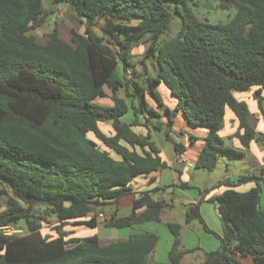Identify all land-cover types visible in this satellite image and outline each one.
<instances>
[{
  "label": "trees",
  "instance_id": "1",
  "mask_svg": "<svg viewBox=\"0 0 264 264\" xmlns=\"http://www.w3.org/2000/svg\"><path fill=\"white\" fill-rule=\"evenodd\" d=\"M48 1L73 10L85 32L72 30L67 42L55 25L40 42L33 33L48 18L45 0H0V195L7 204L0 212V229L21 222L28 227L21 236L6 237L0 231V264H151L159 242L155 233L102 247L98 235L44 236L42 223L51 216L60 225L57 231L71 222L96 229L98 212L132 194L133 180L166 166L152 131V127L162 131L153 123L159 115L147 100L149 94L163 105L160 85L175 98V113L181 112L190 125L209 130L196 169L213 172L221 156L245 158L253 142H263L264 133L253 128L247 104L235 93L260 88L254 98L262 110L264 0ZM169 2L175 3L182 29L161 46L173 19ZM206 2L236 12L224 24L203 22L192 6ZM147 37L150 46L141 64L148 72L146 60L154 58L158 72L155 77L140 74L142 85L135 78L128 80L126 73L134 68L132 51ZM120 91L124 97L118 96ZM106 93L112 94V106L94 104ZM227 109L239 121L232 138L240 141L241 149L227 147L219 135ZM129 113L135 119L132 123L123 121ZM103 123L111 125L112 134L103 132ZM139 127L146 135L134 130ZM184 149L176 144L177 154ZM260 180L245 175L213 188L227 187L211 200L224 225L222 237L205 224L201 204L209 190H199L200 201L188 208L186 223L199 222L222 243L221 250L206 254L203 264H240L238 255L264 264ZM249 183L256 187L236 191ZM156 191L140 193L131 215L111 217L104 227L160 223L167 204L154 199ZM167 227L173 244L166 264H181L194 250H181L180 224Z\"/></svg>",
  "mask_w": 264,
  "mask_h": 264
},
{
  "label": "crops",
  "instance_id": "2",
  "mask_svg": "<svg viewBox=\"0 0 264 264\" xmlns=\"http://www.w3.org/2000/svg\"><path fill=\"white\" fill-rule=\"evenodd\" d=\"M55 7L58 9L61 8V6ZM82 23L84 24L83 21ZM60 35L62 36L61 30ZM65 40L67 42L70 41L69 39ZM136 50L138 51L137 53ZM145 52L146 50L142 45L134 48L132 51V61L134 68L129 69L128 71L134 70V72L138 73L139 76L140 74L142 75V67H137L136 62H142ZM146 65L148 67L147 60ZM148 73L149 72H146L145 75ZM145 75L143 73V76ZM138 80L135 79V81L139 82ZM159 88H162V85H160L158 89ZM259 89L260 88L256 87L243 94L235 93V98L238 101L247 104L251 114L250 122L253 128L258 133H264V100L261 110L258 101L254 98L255 92L259 91ZM122 94L125 96L124 91L118 92L119 97H124ZM164 94L169 99V102L175 111V98L165 86ZM261 97L264 98V89H262ZM106 98H108L107 103L109 106H112V94H107ZM148 104L150 107L155 108L158 112L159 118L157 121L161 128L164 126L163 124L170 122V126L167 127V130H165L168 138L173 139V135L175 133L182 134L184 139L183 144H176H182L185 149L181 154L174 152V154L167 157L164 146H161L158 142L161 151L160 156L166 166L164 168L160 167L157 171L148 176H141L133 180V182L130 184L132 194L120 198L114 204L99 211L98 214H103L104 212L107 214L108 218L114 217L115 219L128 217L131 215L133 202L140 193L157 190L154 193V199L163 201L167 204V207L162 211L161 222H147L141 225H136L130 229L109 228V234L103 237V235H100V232L103 231L101 227L104 226L105 222L97 217L99 225L96 229H93V231H96L94 232V235L99 236V243L102 247H107L112 243L128 241V239L133 235L155 233L159 236V242L151 256V264H166L168 263V253L173 244V236L171 235L167 225L170 223H177L181 225V250H194V252L188 253L183 257L181 264H203L206 254L221 250L222 243L219 238L207 233L199 222L193 221L192 223L187 224L186 213L190 206L196 205L200 201L201 194L199 190H209V193L205 195V199L201 204V214L207 227L216 235L222 237L224 225L218 213L216 203H213L211 200L224 193V191L227 189L226 187L213 189V187L211 189L205 188L201 190L197 186L191 184V177L194 174V169H196L195 164L205 145V140L209 134V130L200 129L201 127L196 129L186 121L184 115L181 112L178 113V117L172 121L167 116V111L169 110L164 109V103L162 106H158L157 104V106H155L152 104V101H148ZM134 120L135 119L133 118L132 113H129L126 116L125 122L132 123ZM100 128L105 134H112V128L109 123L101 124ZM134 130L142 135H146L147 133V131L142 127L134 128ZM238 130L239 121L237 117L230 109H227L223 129L219 135L224 141L225 138L229 139L230 144L232 142V148L235 149L242 148L240 141L236 138H232V136H234ZM160 133H162V131ZM246 158L252 168L255 170H262V168H264V140L261 143L253 142L249 148V153ZM237 178H235V180ZM228 181L232 180L228 179ZM236 191L241 193L248 192L240 191L237 188ZM260 209L264 213V204H262V201H260ZM160 230H163V233H160ZM204 241L208 242V245H205L203 243ZM236 259L240 262V264H254V260L251 256L238 255Z\"/></svg>",
  "mask_w": 264,
  "mask_h": 264
},
{
  "label": "rangeland",
  "instance_id": "3",
  "mask_svg": "<svg viewBox=\"0 0 264 264\" xmlns=\"http://www.w3.org/2000/svg\"><path fill=\"white\" fill-rule=\"evenodd\" d=\"M210 4L212 5L211 9L204 8L201 5L200 7L192 6V10L194 14L198 17V19H200L203 22H207L213 25L220 24V23L224 24V23H227L236 12L235 8L226 9L224 5L222 4L219 5L218 3H215V2L210 3ZM44 6L49 14L46 20V23L38 31H35L33 33L40 42H44L46 40L47 35L50 33L51 29L55 25L58 26L60 30L62 31V37L64 39H69V37L71 36L72 30H76L80 34H83L85 32V25L82 23V20H79L77 15L70 8L61 7L60 9H58L57 7L51 6L48 0H45ZM167 6L173 13V19L170 24V28L168 32L165 35H163L161 38V46L167 43L168 41H170L171 39L176 38L180 34L181 29H182V21H181L180 16L176 13L175 3L169 2L167 3ZM98 33L101 35L99 31ZM141 45L144 47L145 50H147L150 46L149 38L147 37ZM138 51L136 50V53ZM147 63L149 67L148 74L151 76L157 75V68H156L155 60L153 58H150L147 60ZM136 65L137 67H142L143 72H145L144 65L141 64L140 61L139 62L137 61ZM138 76L139 74L134 73V70L127 71V79L129 78L128 80L134 79V78L137 80L139 79L138 81L140 82V84L145 85L143 78H138ZM158 93L160 94V97L163 103L165 104L164 109L169 110L171 120L172 121L175 120L178 117V113H175L174 109L172 108L173 106H171L169 102V99L165 96L163 85H162V88L158 89ZM239 94H243V93H239ZM122 96H124V94H122ZM147 100L152 101V104L157 106L149 94H147ZM107 101H108V98H99L96 101H94V104L101 105V106H109ZM123 121H126V117L123 118ZM153 123L154 124L158 123L157 119H153ZM169 124L170 122L163 124L164 125L162 126L163 130H162V133H160L164 139L163 146H164V150H165L167 157H169L170 155L174 154V152H176L175 151L176 143L183 144L184 142L182 134L175 133L173 135V139L167 137L165 130H167V127L170 126ZM195 128L198 129L200 127H195ZM200 129H206V128H200ZM225 143H226V146L230 148L233 147L232 142L230 144L229 139L225 138ZM246 157L245 158H229L227 156H221L218 160L217 168L213 172H206L203 170L194 169L193 171L194 174L191 177V184L194 186H197L201 190L205 188L211 189L217 186L218 184H220L221 182L227 181L228 179L234 181L235 178L245 176V175L257 176L262 179L260 180L261 188H262L261 201H262V204H264V168H262V170H255L254 168L251 167ZM254 187H256L254 183H249L246 185H241L237 187V189H239L240 191H250L251 188H254ZM6 208H7L6 197L3 195H0V212L5 210ZM37 210L40 212L44 211L43 208H38ZM103 217L104 218L102 220L104 222L109 219L107 214L104 212H103ZM19 226L24 230H28V227L26 223L24 222H21ZM59 226L60 225L56 222V219L49 216L48 221L42 223L41 232L44 236L51 237V238L58 237V232L74 233V235L72 236L70 235L69 238L90 237L94 235V232H96V231H93V229L88 228L86 226H76L75 223L73 222L69 223V225L66 226L64 229H62L61 231H57V229H59ZM101 228L103 229V231L100 232V235H103V237H105V235L107 236V234H109L108 232L109 228H105L104 226ZM160 233H163V230H160ZM203 243L205 245H208V242L206 241H204Z\"/></svg>",
  "mask_w": 264,
  "mask_h": 264
},
{
  "label": "built area",
  "instance_id": "4",
  "mask_svg": "<svg viewBox=\"0 0 264 264\" xmlns=\"http://www.w3.org/2000/svg\"><path fill=\"white\" fill-rule=\"evenodd\" d=\"M98 217L100 219H103V214H99ZM1 233L6 236V237H10V236H21L25 234V230L22 229L19 225H10V226H6L0 229Z\"/></svg>",
  "mask_w": 264,
  "mask_h": 264
},
{
  "label": "water",
  "instance_id": "5",
  "mask_svg": "<svg viewBox=\"0 0 264 264\" xmlns=\"http://www.w3.org/2000/svg\"><path fill=\"white\" fill-rule=\"evenodd\" d=\"M200 5H201L202 7H204V8H208V9H211V8H212V5H211L210 3H208V2H206V3H201ZM152 131H153L155 137L157 138L158 142L160 143V145L163 146V145H164V139H163V137L161 136L160 131L155 130L153 127H152Z\"/></svg>",
  "mask_w": 264,
  "mask_h": 264
}]
</instances>
